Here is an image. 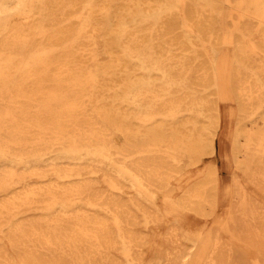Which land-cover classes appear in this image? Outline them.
<instances>
[{"label":"bare ground","instance_id":"6f19581e","mask_svg":"<svg viewBox=\"0 0 264 264\" xmlns=\"http://www.w3.org/2000/svg\"><path fill=\"white\" fill-rule=\"evenodd\" d=\"M113 1L0 0V264H18L9 252L20 264H140L149 227L163 224L168 248L146 264H190L206 248L201 264H264V200L248 190L264 198V0ZM98 34L107 61L86 72L87 91L78 75L97 60ZM224 47L233 173L225 219L205 233L181 218L215 217L218 167L187 174L181 162L216 150L224 98L212 51ZM86 112L123 144L94 133Z\"/></svg>","mask_w":264,"mask_h":264},{"label":"rangeland","instance_id":"374dc122","mask_svg":"<svg viewBox=\"0 0 264 264\" xmlns=\"http://www.w3.org/2000/svg\"><path fill=\"white\" fill-rule=\"evenodd\" d=\"M119 2V0H114L111 3V6ZM221 12L222 17L218 20L219 29L221 27L226 28V32L228 35L232 34L234 30V25L229 22V14L231 12V7L227 4L221 5ZM185 20V16L179 13L178 21L183 23ZM176 33L180 32V30H175ZM185 34H190L189 32ZM255 40H258L256 37ZM94 46L96 49V57L97 60L95 63H88L85 64L84 71L78 75V81H80V88L86 89L90 91V83L86 80V72L90 71L94 74L101 75V71L103 69L104 64L107 61L105 49L106 43L103 34H98L94 37ZM213 57L216 60V69L219 74V83H218V92L224 98L223 101L219 103V110H220V117H221V124L217 131L215 137V147L216 150L211 157H203L202 162L196 167H187V160L184 159L181 162L183 173L187 174H195L197 170L202 168L208 162L215 164L219 170V179H220V200H219V208L214 218L211 219H202L200 217L194 216L192 214L183 215L181 220L182 224L191 230H197L200 226L206 225L205 233H211L214 230V222H222L225 219V212L227 205L230 201L229 196L226 195L225 191L231 185V176L233 173V163L231 158V137L233 133L234 124L237 118V105L235 100L232 98V89L230 86V71L233 66H235L234 62V52L232 47H224L220 48L219 50L212 51ZM64 51L58 52L57 55H63ZM198 73L193 74L195 77ZM65 95H60L59 100L64 101ZM84 118L91 123V129H93L94 133H101V134H108L110 138V143L114 144L116 147H120L123 144L122 136L114 131L109 125L104 123L101 119H99L95 114L86 112ZM264 141V137H263ZM114 149L110 150L111 153H114ZM61 174L63 172L61 171ZM103 173L99 172L97 174V178L99 181H102ZM171 185L175 188V196L180 194V189H177V185L172 182ZM250 194L255 195L262 200L264 198L252 187H248ZM124 194L128 195V192L124 190ZM157 202L161 200V194L156 195ZM166 224H163L158 227H149V232L151 235L150 244L144 249L143 257L140 261V264H146V262L157 252H163L166 248H168L167 244L163 243L161 240V234L165 230ZM228 244L234 245L227 241ZM208 249H204L199 257H195L191 261L190 264H201L204 254ZM11 260L15 261L16 263L20 264L16 254L14 252H9ZM249 258H253L254 255H248Z\"/></svg>","mask_w":264,"mask_h":264}]
</instances>
